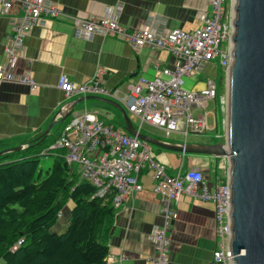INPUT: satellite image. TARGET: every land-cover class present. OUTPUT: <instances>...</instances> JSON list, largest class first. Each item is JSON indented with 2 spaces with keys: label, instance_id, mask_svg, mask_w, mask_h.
Returning a JSON list of instances; mask_svg holds the SVG:
<instances>
[{
  "label": "built area",
  "instance_id": "2783aa9c",
  "mask_svg": "<svg viewBox=\"0 0 264 264\" xmlns=\"http://www.w3.org/2000/svg\"><path fill=\"white\" fill-rule=\"evenodd\" d=\"M211 11L202 20L199 30L188 33L148 20L139 29L122 27L118 21V9L102 17L75 19V36L89 40L94 35L115 37L123 40L133 49L149 47L169 51L176 59L173 68L161 71V77L140 78L124 95L126 112L135 129L141 132L144 125L164 132L166 138L172 134L187 140L189 135L205 134L210 131L209 118L214 119V139L225 144L228 131V94L218 93L217 76L202 77L206 66L216 64L217 74H222L228 83L232 51V21L235 0H209ZM17 8L20 15L11 14ZM51 0H0V17L9 18L11 36H7L5 54L8 67H0V84L16 82L33 86L28 72L12 73L9 69L24 50V39L34 27L44 26L50 19L60 15ZM185 77H199L202 87L193 90L185 88ZM197 84V85H198ZM58 88L66 97L73 95L116 97L117 92H109L102 86L100 73L85 84L74 86L66 75H60ZM213 102L220 106L223 114L222 127L217 132V118L213 112L195 115L196 109H205ZM217 143V142H214ZM64 151V159L79 175L80 181H87L97 188L95 197H112L115 210L128 199H134L141 192L140 174L146 169L155 173L154 193L160 197L162 223L152 233L156 256L153 264H168L170 252L169 233L178 218L176 204L181 195L215 206V233L217 248L208 264H231L229 249L231 238V194L229 187L230 162L220 158L222 175L213 191L209 189L204 175L195 168L182 170V165L174 174L165 165L151 156V147L125 129L115 127L98 119L95 112H72L71 121L64 127L56 140L41 152L47 156ZM185 156V155H184ZM123 257L119 258L122 261Z\"/></svg>",
  "mask_w": 264,
  "mask_h": 264
},
{
  "label": "crops",
  "instance_id": "0c3cea01",
  "mask_svg": "<svg viewBox=\"0 0 264 264\" xmlns=\"http://www.w3.org/2000/svg\"><path fill=\"white\" fill-rule=\"evenodd\" d=\"M51 1L61 14L30 31L24 39L21 56L9 67L17 75L28 72L34 81L33 86L9 81L0 84V151L20 145L25 149L32 147V142L46 131L66 103L84 97H66L58 88L60 75H66L74 86H79L100 73L102 86L109 92L116 91L117 96H94L112 100L126 110L123 99L131 86L142 77H161L163 69H171L176 64L175 57L167 50L149 47L133 49L121 39L100 35H94L89 40L79 39L75 36V19L102 17L118 9V23L130 30L139 29L154 18L168 29L178 28L193 33L201 28L204 16L211 11L209 0ZM11 14L21 13L14 8ZM11 33L9 18L1 16L0 67L9 66L4 49L7 36H11ZM208 66H212L214 75H217V68ZM195 87H202V83ZM98 106L105 110L107 118L101 116ZM73 111L95 112L99 120L112 125L117 121L119 112L94 100L78 104ZM71 119L72 114L65 122L55 124L47 138L55 140ZM213 128L211 126L210 130H215ZM141 133L157 138L144 133L143 129ZM179 137L180 141L166 137L158 139L178 144L185 141L182 136ZM150 147L151 150L157 148ZM155 150L158 160L170 174L176 173L182 163L184 171L192 168L200 170L211 191L222 175L215 171L212 178L205 167L187 161L186 155L160 148ZM209 158L215 160L216 165L221 164L220 159ZM139 183L141 192L116 210L114 230L108 242L107 264H153L156 253L152 233L162 223L160 197L154 193L155 173L146 169L140 174ZM176 209L178 218L169 233L168 264L210 263L217 248L214 204L183 194L178 199ZM121 256L123 260L119 261Z\"/></svg>",
  "mask_w": 264,
  "mask_h": 264
},
{
  "label": "water",
  "instance_id": "95a60500",
  "mask_svg": "<svg viewBox=\"0 0 264 264\" xmlns=\"http://www.w3.org/2000/svg\"><path fill=\"white\" fill-rule=\"evenodd\" d=\"M231 37V66L227 83L226 143H170L138 132L118 103L100 97L70 101L46 131L32 142L40 144L75 107L98 101L120 112L125 131L148 145L183 155H202L230 162L231 264H264V0H235ZM20 145L0 151V157L20 152Z\"/></svg>",
  "mask_w": 264,
  "mask_h": 264
},
{
  "label": "trees",
  "instance_id": "16d2710c",
  "mask_svg": "<svg viewBox=\"0 0 264 264\" xmlns=\"http://www.w3.org/2000/svg\"><path fill=\"white\" fill-rule=\"evenodd\" d=\"M114 126L125 129L119 112ZM55 140L0 157L3 264H107L116 221L112 197H95L97 188L80 181L62 150L47 155L53 164L43 176L41 152ZM68 200L73 202L69 226L57 234L52 229Z\"/></svg>",
  "mask_w": 264,
  "mask_h": 264
},
{
  "label": "rangeland",
  "instance_id": "374dc122",
  "mask_svg": "<svg viewBox=\"0 0 264 264\" xmlns=\"http://www.w3.org/2000/svg\"><path fill=\"white\" fill-rule=\"evenodd\" d=\"M214 66L216 64H213ZM212 71V66L211 67H207L204 69L203 73H202V77H212L214 78L215 76H217V85H218V93L221 95L224 92L227 91V84L223 82V80L221 79V77L219 76V74L214 75L215 73ZM201 79L199 77H185V88L188 90H193L195 89V86L200 83ZM99 107V106H98ZM100 109V114L102 117H106L107 118V114L105 112V110H102V107H99ZM124 108V107H123ZM213 112L217 118V125H218V129L217 132H220L221 127H222V118H223V114L221 112L220 106L217 105V108L214 107V103L210 102L209 106H207L205 109H196L194 114L195 115H201V114H205V113H210ZM214 119L212 117L209 118V125L210 126H214ZM134 125L137 127L138 124L135 122ZM143 132L144 133H148L150 135H153L157 138H164V132L155 128V127H150L148 125H144L143 126ZM215 130L213 131H207L205 134H199V135H189L187 137V141L189 143H214V142H220V140L214 139V135H215ZM170 140L172 141H180L181 137L172 134L170 137ZM157 148H152L151 150V156L152 158L157 161L160 164L161 163L157 156H156V151L155 150ZM186 160L190 161L191 164L195 165V166H199V167H205L211 174L212 178L213 175L215 173V171H217L218 173H222V169L220 165H216L215 164V160H211L209 157L207 156H202V155H186ZM53 163V157L52 156H42L41 157V169L43 171V176L45 175L46 170L51 167ZM180 163V162H179ZM164 165V164H163ZM214 165H216V170L214 168ZM73 207V202L71 200H68L66 202L65 207L63 208L58 221L56 222L55 226L53 227L52 231L57 233V234H61L64 233L68 226H69V220H70V213ZM0 264H3L2 261H0Z\"/></svg>",
  "mask_w": 264,
  "mask_h": 264
}]
</instances>
